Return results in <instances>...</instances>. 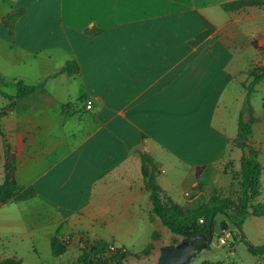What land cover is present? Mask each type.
I'll return each instance as SVG.
<instances>
[{
	"label": "crops",
	"instance_id": "0c3cea01",
	"mask_svg": "<svg viewBox=\"0 0 264 264\" xmlns=\"http://www.w3.org/2000/svg\"><path fill=\"white\" fill-rule=\"evenodd\" d=\"M13 1L6 17L25 13L12 30L0 20V93L10 95L6 88L19 80L43 84L33 97H55L59 86L68 95L60 108H25L30 96L6 110L11 102L0 94L9 102L0 106V186L10 163L19 187L36 192L1 204L0 249L51 245L55 237L127 249L138 225L159 220L140 151L157 162L164 198L178 202L175 194L218 183L224 164L242 161L233 141L244 84L264 66V6L227 12L222 5L237 0ZM202 18L214 31L193 46L206 31ZM73 61L78 75L60 73ZM251 103L252 142L264 157V78ZM197 168L204 171L195 179Z\"/></svg>",
	"mask_w": 264,
	"mask_h": 264
},
{
	"label": "trees",
	"instance_id": "16d2710c",
	"mask_svg": "<svg viewBox=\"0 0 264 264\" xmlns=\"http://www.w3.org/2000/svg\"><path fill=\"white\" fill-rule=\"evenodd\" d=\"M262 7L264 0H237L222 5L223 9L227 12L239 11L247 7ZM25 13L24 9H19L13 15H10L2 20V22L9 28L13 29L15 22ZM206 31L196 37L191 45H197L209 37L214 27L211 26L204 18H202ZM60 73L66 74L69 77H75L80 73V67L77 62H67ZM249 77L252 79L250 84L245 88L248 91L244 108L242 109L239 117L238 134L233 144L239 148L243 153L241 161V170L238 171L239 176V190L237 199L231 197H215L211 203L203 206L194 212H177L171 208L174 204L167 205L163 202V189L159 184V177L161 170L153 158V156L146 152L140 151L141 171L145 183V188L149 192L150 200L152 203V214L158 218L161 223L172 234L180 237H185L191 241L192 238L199 235L210 236V227L213 223V230L215 227V218L218 215L224 216L229 220L235 228L239 231V236L231 233V237L235 242L242 241L248 248L249 252L257 257H260L264 264V245L255 246L251 243L243 233L241 218L245 215H251L257 218H264V204L254 207L250 213V205L254 200L262 196L263 190L261 185V176L264 171L262 164L258 161L261 152L253 146V126L257 122L254 115V108L251 103V96L254 93L255 85L260 83L264 78V66H257L250 70ZM0 74V84L4 81ZM17 89L15 96L6 93H0L9 99L11 104L6 110H11L15 107L16 103L20 100L26 99L35 94L43 84L37 86H28L23 81H13ZM2 135V132H0ZM14 165L7 163L5 169V182L0 186V206L7 201L13 199L15 201H26L34 198L36 192L34 188L27 189L19 187L14 176ZM204 168H197V177L202 174ZM233 173H235L233 171ZM236 174V173H235ZM169 206V208L167 207ZM203 223H200V221ZM159 236L158 232L153 235V242H151L140 254H132L126 248L115 247L104 240L97 239L81 242L80 248L82 256L74 262L72 259L61 264H124L129 259L142 260L147 259L156 251V241ZM190 243V242H189ZM187 245V244H185ZM169 247V246H168ZM173 248V247H171ZM69 249V241L63 240L60 237H55L51 241V250L55 258L67 255ZM0 264H21V261L14 258H6L0 261ZM202 264H224L223 262H204Z\"/></svg>",
	"mask_w": 264,
	"mask_h": 264
},
{
	"label": "rangeland",
	"instance_id": "374dc122",
	"mask_svg": "<svg viewBox=\"0 0 264 264\" xmlns=\"http://www.w3.org/2000/svg\"><path fill=\"white\" fill-rule=\"evenodd\" d=\"M17 2L13 0H7L6 3L0 0V20L6 17V15L12 11L13 7ZM4 59L14 58V54L7 53L3 55ZM17 73V69L13 70ZM60 84H57L59 86ZM71 94H75L76 88L72 89ZM7 92L10 95H16V88L13 86H8L6 88ZM68 95L67 86L57 87L56 96L52 98L45 99L41 96L31 97L28 101H21V104L25 108H60L59 103L65 99ZM43 99V100H42ZM45 99V101H44ZM8 104L9 102L4 98L0 97V106L3 104ZM42 103V104H40ZM46 103V104H45ZM19 108H24L19 107ZM241 161V160H239ZM237 160L235 168L233 162L224 164L221 168V174H218V183L212 182L211 184L202 183L192 189L185 191L183 197L181 194H175V197H180V202L175 201L172 197L167 196L164 198L167 205L174 204L173 210L177 212H194L199 210L203 206L212 202V200L217 197H231L237 199V193L239 190V176L238 171L241 170V162ZM261 164L264 165V157L260 156L258 159ZM236 169V170H235ZM233 171L236 173H233ZM217 171H212L214 179L217 175ZM199 176L195 179H198ZM262 190L264 192L263 184ZM179 199V198H177ZM250 213L253 211L254 207L264 204V194L262 196L251 202ZM169 208V206H167ZM226 220L229 228L227 231H222L220 229V222ZM243 233L246 238L253 243L255 246L264 245V218H257L251 215H245L241 218ZM200 223H203L201 220ZM155 232L159 233V236L156 241V251L153 256L142 259V260H132L129 259L124 264H158L159 256L161 249L164 247H173L178 248L184 244H189V240L185 237L176 236L171 233L160 220H157V223L149 224L142 223L138 225V229L133 235L132 238H129L126 242L127 249L132 254H140L151 242H153L152 235ZM231 233H234L236 236H239V231L235 226L225 219L224 216L218 215L215 218V227H214V238L212 242L206 244V247L197 254L191 264H202L204 262H223L224 264H263V260L260 257L252 255L247 246L240 241L235 242L231 237ZM150 235V236H149ZM85 238L82 241H86ZM69 241V240H68ZM81 240L73 242L69 245L67 255L59 258H55L51 251V245L47 241L35 242H15L6 244L5 248L0 249V261L5 258H17L21 261V264H61L68 260H73L76 262L82 256V251L80 248Z\"/></svg>",
	"mask_w": 264,
	"mask_h": 264
},
{
	"label": "water",
	"instance_id": "95a60500",
	"mask_svg": "<svg viewBox=\"0 0 264 264\" xmlns=\"http://www.w3.org/2000/svg\"><path fill=\"white\" fill-rule=\"evenodd\" d=\"M229 225L226 220L220 222V229L227 231ZM214 238L213 223L210 227V236L199 235L190 241L187 245L178 248L164 247L161 249L158 264H191L193 258L199 254L206 244L212 242Z\"/></svg>",
	"mask_w": 264,
	"mask_h": 264
},
{
	"label": "built area",
	"instance_id": "2783aa9c",
	"mask_svg": "<svg viewBox=\"0 0 264 264\" xmlns=\"http://www.w3.org/2000/svg\"><path fill=\"white\" fill-rule=\"evenodd\" d=\"M92 102L91 101H88L87 104H86V108L87 109H91L92 108Z\"/></svg>",
	"mask_w": 264,
	"mask_h": 264
}]
</instances>
